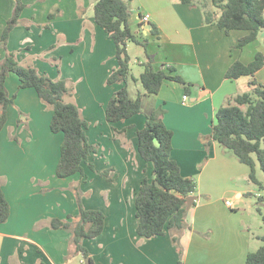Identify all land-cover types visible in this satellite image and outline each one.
Wrapping results in <instances>:
<instances>
[{
    "label": "crops",
    "instance_id": "1",
    "mask_svg": "<svg viewBox=\"0 0 264 264\" xmlns=\"http://www.w3.org/2000/svg\"><path fill=\"white\" fill-rule=\"evenodd\" d=\"M21 1L25 8L7 48L17 52L21 64L67 82L73 90L66 100L80 108L89 123L87 135L99 148L89 159L95 170L83 164L86 178L80 173L57 177L64 134L50 128L54 111L34 88L21 87L16 73L9 74L6 89L14 102L7 108L0 132V181L10 216L0 223V264L84 262L70 243L71 232L51 226L53 218L78 214L74 186L82 191L85 208L106 215L103 232L83 241L96 264H245L249 251L261 245L258 236L263 235L252 230L251 216L250 220L238 216L247 207L245 195L252 194L248 189L251 168L216 140L206 146L202 136L211 134L223 104L251 91L250 76L231 79L226 72L237 60L247 64L258 52L264 55V30L238 48L239 39L249 31L226 34L216 24H206L202 2L194 0L198 4L191 6L149 0L137 9L128 5L132 31L147 44L155 66L173 65L174 73L191 83L186 88L165 80L150 103L167 110L164 121L174 132L171 158L183 176L197 181L196 199L187 208L188 227L180 237L181 257L170 232L150 238L137 232L136 197L145 177L153 179L152 163L138 150L137 131L145 126L146 115L138 113L119 122L106 119L108 101L125 83H107L119 61L115 41L95 20L98 0ZM15 6L16 0H0V64L6 54L1 34ZM144 13L150 14L149 21L142 20ZM134 44L138 43L127 47L131 60ZM140 46L137 62L142 65L145 47ZM142 71L143 66L138 77ZM132 75L137 78L133 71ZM256 79L264 85V66ZM130 85L131 81L129 90ZM107 169L112 181L100 174Z\"/></svg>",
    "mask_w": 264,
    "mask_h": 264
},
{
    "label": "trees",
    "instance_id": "2",
    "mask_svg": "<svg viewBox=\"0 0 264 264\" xmlns=\"http://www.w3.org/2000/svg\"><path fill=\"white\" fill-rule=\"evenodd\" d=\"M196 6L194 0H177ZM213 10L207 9V3H200L206 24H216L226 34L231 30H248L249 33L239 39L238 48L256 40L264 30V0H211ZM25 4L16 0L12 16L1 34V42L6 54L0 64V132L7 121V108L13 104L14 96L6 89V79L10 73H16L21 81L20 86L34 88L40 99L53 111L50 128L53 132H62L64 139L61 154L56 167V176L67 178L80 173L86 178L84 163L92 170L95 166L89 161L90 156L98 151V145L90 141L86 129L89 123L83 118L80 108L66 97L72 94V88L65 80H55L47 74L40 73L32 65H23L17 58L16 51L7 48L8 38L13 28L19 24ZM96 22L110 35L117 45L119 66L108 77L107 83L125 85L116 90L106 106V119L119 122L131 118L135 114L144 113L146 123L137 131L138 150L142 158L152 163L153 179L145 177L136 197V216L139 219L137 232L147 238L172 235L180 256L183 247L180 244L182 232L188 227V197L197 192V181L193 176L186 177L181 173L179 164L171 158L174 132L165 121L167 110L163 106L154 105L144 111L143 95L156 96L165 80H173L191 86L184 78L175 74V66L162 65L157 68L153 58L147 51V44L140 41L133 33L129 22V6L125 0H98L94 6ZM50 18L54 15L50 14ZM153 31H157L154 26ZM136 42L145 47L143 71L138 78L131 72V57L128 44ZM264 66V55L258 52L250 63L235 61L227 70L226 77L237 79L250 76V92L238 94L223 104L216 112V122L208 136H202L208 146L216 140L225 148L231 149L238 159L251 168L250 180L260 184L257 178V165L264 172V85L256 79V72ZM140 81L145 94L132 97L128 87L130 79ZM124 132V131H120ZM111 170L101 171L102 176L113 180ZM156 181L161 184L158 186ZM164 187V188H162ZM264 189V185L260 184ZM79 212L69 215L68 219L53 218V228H64L71 232L70 243L83 258H89L96 264L84 239L99 236L106 222V215L99 209H87L82 202V191L74 186ZM260 199H263L261 196ZM10 216V204L0 181V223L6 222ZM262 244L256 250L249 251L245 264H264V235L258 236ZM181 262V259H180ZM38 264H45L40 261Z\"/></svg>",
    "mask_w": 264,
    "mask_h": 264
},
{
    "label": "rangeland",
    "instance_id": "3",
    "mask_svg": "<svg viewBox=\"0 0 264 264\" xmlns=\"http://www.w3.org/2000/svg\"><path fill=\"white\" fill-rule=\"evenodd\" d=\"M126 3L130 6V8H143L142 4H147L149 3V0H125ZM177 2V0H173ZM196 2H206L208 5H210L211 0H195ZM213 8V7H212ZM215 9V8H214ZM141 44H134L132 48V60H131V67L133 73L137 75L138 78V72L140 68L142 67L141 64L137 62L138 56H140V46ZM155 45L158 47L159 43H155ZM262 45L264 49V40H262ZM262 49V50H263ZM145 58V55H142ZM163 64H161L160 67H162ZM131 85H130V90H131V95L133 97H137L139 93L145 94V89L143 85L141 84L140 81H134L133 78L130 79ZM153 96H150L149 94L143 95V105H144V111H147L151 108L150 103H152ZM257 178L260 182V184L264 185V172L260 168L259 164L257 165ZM260 184H256L251 182L249 186V190H252V194H246L245 199L247 201V207L246 209L241 208L240 212L238 213V216H240L242 219L248 218L250 220L251 216V228L254 232H258L259 234L264 235V189L260 188ZM261 196L263 199H260ZM230 200H233L232 197H228ZM234 210H238L234 208ZM260 244H262V241L260 240ZM79 260L74 259L72 261V264H78ZM82 264H85V262H82Z\"/></svg>",
    "mask_w": 264,
    "mask_h": 264
},
{
    "label": "water",
    "instance_id": "4",
    "mask_svg": "<svg viewBox=\"0 0 264 264\" xmlns=\"http://www.w3.org/2000/svg\"><path fill=\"white\" fill-rule=\"evenodd\" d=\"M156 184L158 186H161V184L159 182H157V181H156ZM162 188H164V187H162ZM195 199H196V196L195 195H192V196H189L188 197V199H187L188 200L187 208H189L193 204V202L195 201ZM84 262H85V264H91L89 258H85L84 259Z\"/></svg>",
    "mask_w": 264,
    "mask_h": 264
},
{
    "label": "built area",
    "instance_id": "5",
    "mask_svg": "<svg viewBox=\"0 0 264 264\" xmlns=\"http://www.w3.org/2000/svg\"><path fill=\"white\" fill-rule=\"evenodd\" d=\"M150 19V14L149 13H144L142 16L143 21H149ZM184 99H187V95H184ZM227 204L230 205V201H227Z\"/></svg>",
    "mask_w": 264,
    "mask_h": 264
}]
</instances>
